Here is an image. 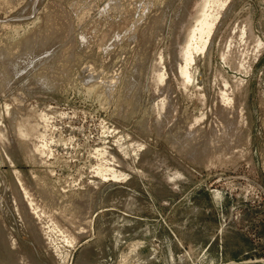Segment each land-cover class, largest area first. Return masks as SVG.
Wrapping results in <instances>:
<instances>
[{"label":"rangeland","instance_id":"1","mask_svg":"<svg viewBox=\"0 0 264 264\" xmlns=\"http://www.w3.org/2000/svg\"><path fill=\"white\" fill-rule=\"evenodd\" d=\"M0 264H264V0H0Z\"/></svg>","mask_w":264,"mask_h":264},{"label":"bare ground","instance_id":"2","mask_svg":"<svg viewBox=\"0 0 264 264\" xmlns=\"http://www.w3.org/2000/svg\"><path fill=\"white\" fill-rule=\"evenodd\" d=\"M216 20L211 14H203L198 24L191 31L190 42L183 51L184 64L180 69L182 75L189 80L188 70L194 64V53L204 50ZM195 76V75H194ZM195 79V78H194Z\"/></svg>","mask_w":264,"mask_h":264}]
</instances>
